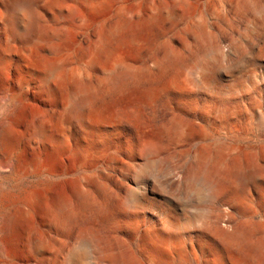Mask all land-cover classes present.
<instances>
[{
	"label": "rangeland",
	"instance_id": "rangeland-1",
	"mask_svg": "<svg viewBox=\"0 0 264 264\" xmlns=\"http://www.w3.org/2000/svg\"><path fill=\"white\" fill-rule=\"evenodd\" d=\"M87 1L106 3L109 9L88 15L84 23L73 8ZM167 1L34 0L39 34L28 41L12 31L9 1L0 0V53L11 66L0 85V116L8 115L14 124L20 119L18 133L2 152L30 158L34 139L25 118L39 108L46 131L70 145L45 169L26 175L2 171L0 227L27 191L49 187L70 197L66 210L72 215L68 223L56 225L52 242L68 252L83 249L85 258L89 250L81 239L89 230L103 246L115 242L125 257L152 253L155 235L165 237L169 264H215L217 257L234 264L236 250L219 236L218 227L261 228L264 236V0H190L185 7ZM119 2L163 4L174 16L128 20V28L109 36L105 47L89 52L99 30H112L121 20ZM30 17L19 13L16 25L27 29ZM219 48L225 59H214L216 66L205 70L203 60ZM115 58L131 66L120 81L109 75ZM52 63L62 64L50 79L56 83L52 107L32 94L6 111L5 100L19 91L18 80L40 81ZM81 83L87 90L79 107L82 123L67 111L81 97ZM158 161L176 178L156 172ZM253 171L257 178H248ZM187 179L198 180L194 186L200 193L188 188ZM78 185L86 191L82 198L72 194ZM170 211L177 225L169 223ZM198 213L208 216L206 227ZM6 241L0 233V255H20V243Z\"/></svg>",
	"mask_w": 264,
	"mask_h": 264
},
{
	"label": "bare ground",
	"instance_id": "bare-ground-1",
	"mask_svg": "<svg viewBox=\"0 0 264 264\" xmlns=\"http://www.w3.org/2000/svg\"><path fill=\"white\" fill-rule=\"evenodd\" d=\"M8 1H9V4L7 6H9L8 11L10 10L9 17L12 23V31L22 40H28V41L30 38L34 37V35L39 34L37 25H38V20L40 18V15L37 11L33 9L34 0H8ZM169 1L170 0H168L167 2ZM189 1L190 0H178L180 4L184 5V7L185 5L189 4ZM98 3L100 2L98 1ZM147 3L149 4V2ZM180 4H178V6H180ZM192 6H189V8H191ZM74 8L73 10L75 11L78 10L81 13L80 16H81L82 22L86 23L88 22L87 21L88 15L93 16V17L101 16L109 9V6L106 3L94 4V3H91V1H89V3L87 1L85 4H82L81 6L77 8L74 6ZM21 12H25V13L28 12L31 15L30 17L31 22L29 23V26L27 27V29H23L19 27V25H16L17 22L15 21L17 20V17L19 13ZM176 12L177 11H175L174 13L176 14V17H177ZM116 13L117 15L121 16V20H119V22L117 21L115 27L112 30H106L104 27H102L99 30V34L97 33L98 39L97 41H95V44L91 48H90L91 45L89 46L90 48L89 52L92 53V50H97V49L100 50L99 49L100 47L102 48L105 47L103 43L106 42L108 37L113 35L115 32L121 31L125 27L124 23L126 21L128 23V20L131 21L132 19H135L139 16L141 17L147 16L151 20L155 18L158 20L159 17L161 18L165 16V14L167 13L170 14L171 16L173 14L170 8H168L167 6H164L163 4L161 6H157V5L154 6L152 4L149 6H145V5L143 6L141 2L140 3L136 2L135 4L131 6H127L121 2L120 5L116 8ZM135 25H131V26H135ZM125 28H128V27L126 26ZM107 29H109V27ZM125 30L127 29H124V31ZM199 33L201 32L199 31ZM24 46L22 47V49L24 48ZM57 47H60V46H57ZM28 48H30V46ZM96 53L97 52H95V54ZM211 55L212 57H207V59L205 61L203 60L202 62L201 66L205 68V70L212 69L213 66H216V64L214 65L213 63L214 59L224 60L226 57V53L220 48L215 51V54H211ZM4 56L6 57V55ZM114 60L116 61L112 65L113 67L109 75H111L114 80L120 81L124 76L129 74V71H131L129 70L131 66L128 67V65L124 61L125 59L115 58ZM61 68H62V64L52 63L49 66L48 74L45 77H42L40 81H34L33 84L31 83L32 80L30 77L28 76H26L25 78L21 77V79L18 80L19 91L9 94L5 100V103H4L5 110L7 111L10 108L16 109L18 105H20V103H22L24 100H27L28 97L31 96L32 94L38 95L39 99L44 101V104L47 105L50 109V107H52V100H53L54 93L56 92L55 90L56 83L51 81L52 80L51 77L54 75V73L60 72L59 70ZM10 70H11L10 64L8 63L7 59L4 58L3 55L0 53V85L4 83V79L6 78ZM136 70L138 71V69ZM15 72L20 73L21 71L19 68H15ZM72 81L74 82L75 80L72 79ZM79 88L82 91L81 97L78 100L74 101V103L70 105V108H68L67 111H68L69 116L76 118L79 122L82 123L83 119L79 114V107L83 103L84 99L87 97V90L85 89L84 86H82V83L80 84ZM13 90H15V87ZM37 107L39 108V106ZM33 110L34 109H32V111ZM38 110L36 111L34 110L33 113H31L28 116V118H25L26 120H28V125L32 131V136H33L32 139L34 140L31 142L30 146H28L30 158L24 161L17 159V157L15 158L14 157L15 155L13 156L9 153L2 152V149L5 146H8L11 142H13L12 140L16 136V133H18L16 132L15 125H16V122L19 124L18 121L20 119H16L18 121L15 120L16 122L14 124V121H12L11 118L7 117L8 115L7 116L4 115L2 117L0 116V174L2 173L4 169L12 170L13 172H19V171L22 173L24 172L25 175L27 174L26 172L30 170L45 169L48 167V163L49 164L53 163L54 160L61 153L70 150V145L66 138L46 131L47 127L45 128L44 124L42 123L41 118H40L41 115ZM51 110L54 111V109H51ZM14 111L15 110H12V115H15ZM23 112H25V109ZM3 114L4 112L2 110V115ZM66 115L65 117L67 118ZM65 119H64V122H65ZM13 151L14 149L12 150V152ZM19 151L21 153L23 150H19ZM27 156L28 154L25 156V158ZM155 171L160 174L163 172V174L164 173L167 175L170 174L171 176L175 177V172L169 166H167L163 161L157 162V164L155 165ZM257 174H258V171H255V172L253 171L248 175V178L256 179ZM197 182L198 180H194V179L185 180V183L187 184L188 188H192L196 192V194L200 193L201 191L199 187L194 186V185H197L196 184ZM147 185H149V183H147ZM48 188L49 187L47 188L45 187V189L39 188V190L34 189L32 191H27L28 193H26L23 197L19 196L21 198L19 200L17 199L18 201L16 200L17 201L16 203L14 202L15 204L13 205L14 207L13 208L11 207V209L4 216V219L1 222L0 233L3 234V236L6 238V240L10 244H15L14 246H16V244L19 242L20 244L19 245L17 244L18 245L17 247L20 249L21 252L19 253L20 255H17L16 257L9 255V254H4L3 256L0 255V258H1L0 264H169L168 263V260H169L168 252H166V249H164L165 247L162 246L165 243L166 238L160 237L159 235H155L154 240L152 242L153 245L157 246V248L153 251L154 253L153 252L145 253V252L138 251L137 253L129 257H125L121 253L120 249L118 248V245L115 242H111L103 246L102 243L99 241L100 239L98 240L94 232L90 230L86 231L85 235H83L81 239V245L82 244L85 245L89 250L88 257L86 258L84 257L83 249L82 250L81 249L71 250L70 252L65 251L64 249H59L60 247H57L58 245H55L52 242L53 232L55 231L56 225H58L59 223H68L72 218V215L70 214V212L66 210L68 203L70 204L69 202L70 197L65 194L54 193L50 190V188L49 189ZM85 192L83 194L80 185H78L77 187H75L72 194L77 197L82 198L85 196ZM170 218H171V221L169 220V223L176 224V225L178 224L179 220L176 214L171 211H170ZM197 218L201 226L206 227L209 224V218L206 214L198 213ZM114 223H118V222H114ZM114 223L113 225H115ZM217 230H218L217 232L219 236L223 238V241L229 247H233V249L236 250L237 255L236 256L234 255L232 258V261L234 264H264V236L262 235L263 230L261 228L255 229L254 232L250 229L246 230V229H241L239 227H234V228H231L230 230L228 228L226 229V228L218 227ZM254 233H255V236L253 237L252 235ZM54 238H57V237H54ZM61 241L62 240H60V242ZM78 245L81 246L80 244ZM177 264H183V263L178 262ZM215 264H224V263L220 257H217Z\"/></svg>",
	"mask_w": 264,
	"mask_h": 264
}]
</instances>
